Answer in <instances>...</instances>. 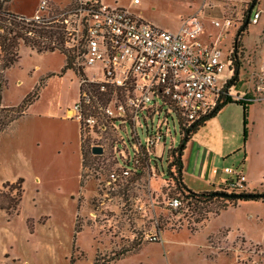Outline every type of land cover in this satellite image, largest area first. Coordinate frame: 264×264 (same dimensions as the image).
Here are the masks:
<instances>
[{
  "label": "rangeland",
  "instance_id": "rangeland-1",
  "mask_svg": "<svg viewBox=\"0 0 264 264\" xmlns=\"http://www.w3.org/2000/svg\"><path fill=\"white\" fill-rule=\"evenodd\" d=\"M46 1L47 11L40 15L52 18L74 5V0ZM101 1L136 13L140 9L144 18L170 31L193 16L200 4L206 24L220 16L222 6L219 0H138L141 2L138 8L134 7L133 0ZM40 2L10 0L5 8L23 18H31ZM237 30H231L233 40ZM0 35L6 34L1 32ZM26 36L37 38L32 33ZM16 42L15 61L7 65L3 75L5 87L1 89V105L11 107L0 112V181L15 179L11 183L15 185L21 178L23 191L18 213L7 216L0 212V239L12 245L11 252L20 259L17 264L23 261L29 264H106L113 254L133 244L142 247L112 264H221V260L218 262L209 256L205 248L208 240L205 233L199 231L205 220L212 217L210 213L218 211L219 204L185 206L180 210L167 205L176 194L171 176L165 174L167 151L172 144L176 147L180 142L175 118L174 125L168 119L171 137L166 138L164 147L161 144L155 149L152 158L155 163L149 165L153 168L136 167L139 174L132 171L116 185L106 187L105 184L108 172L117 168L113 151L105 147L102 155L94 156L88 148L81 190L78 123L61 118L77 101L78 78L72 70L61 73L64 59L59 51L48 52L41 48V52H37V47L32 48L20 38ZM40 42L47 43V40ZM226 47L229 49L230 43H226ZM238 85L232 89V95L245 91L241 83ZM35 87H38V98L10 122L17 115L16 107ZM250 105L252 110L257 108L258 113L264 108V103ZM257 105H261L260 108ZM227 106V117L239 128L243 140L242 107L235 102ZM247 125L248 121V129ZM130 131L127 126V136ZM136 133L143 141L140 128H136ZM121 134L126 137L124 132ZM2 184L0 190L6 192ZM12 194L15 195L16 190ZM76 216L78 232H75ZM153 233L157 235L155 242L147 237ZM4 263L12 264L11 261Z\"/></svg>",
  "mask_w": 264,
  "mask_h": 264
},
{
  "label": "built area",
  "instance_id": "built-area-1",
  "mask_svg": "<svg viewBox=\"0 0 264 264\" xmlns=\"http://www.w3.org/2000/svg\"><path fill=\"white\" fill-rule=\"evenodd\" d=\"M219 1L227 7L210 20L212 33L196 15L170 31L149 23L129 8L110 7L101 0H74L70 10L54 18L40 15L47 11V1L41 0L33 17H22L26 25L47 29L57 24L62 31L63 47L72 58L71 68L78 78V98L66 117L78 123L80 143L89 149L100 147L102 153L105 147L113 151L117 168L108 172L106 187L127 177L129 166H138L140 158L146 159L148 169L153 168L149 165L154 163L155 149L161 144L164 147L166 138L171 137L169 118L173 125L174 117L177 124L188 127L211 112L222 96H233L231 91L236 86H229V82L236 54L230 31L239 28L249 4L250 25L257 24L260 12L254 11L252 0ZM138 4L133 0V5ZM226 43H230L229 49ZM7 65L0 42V111L4 109L1 89ZM254 92L253 99L263 98L264 60ZM234 98L247 102L245 94H235ZM136 128L143 133V141ZM222 171L232 178L215 191L224 188L233 194L250 193L245 175L231 168ZM167 205L178 210L182 203L172 197ZM147 237L157 241L155 233ZM237 264H264V244L240 250Z\"/></svg>",
  "mask_w": 264,
  "mask_h": 264
},
{
  "label": "crops",
  "instance_id": "crops-1",
  "mask_svg": "<svg viewBox=\"0 0 264 264\" xmlns=\"http://www.w3.org/2000/svg\"><path fill=\"white\" fill-rule=\"evenodd\" d=\"M218 3L222 5L220 9L222 12L224 3L221 1ZM140 5L141 2L134 7L138 8ZM254 11L260 12L258 22L255 25H249L241 38L242 53L240 54L238 78L241 88L245 91L240 90L236 93L245 94L247 101V138L245 141L241 140L239 128H235L233 122L227 117L229 113L227 105L191 135L182 156V182L188 190L194 193L215 191V187L232 178L222 171L223 168L232 169L233 167L245 175L246 185L250 192L264 193V108H261L258 113L257 108L252 110L250 107L253 102L264 103V92L261 100L253 99L256 85L254 78L260 72V64L264 60V0L257 1ZM137 12L135 13L144 20L155 25L142 16V10L139 9ZM192 15L201 18L206 30L209 33L213 32L210 21L206 24V16L201 10V4ZM230 34H232L231 31ZM62 56L65 63V57ZM248 74L252 76L248 77ZM76 97L78 98V90ZM231 98L236 101L234 95ZM67 113L69 109L62 114L63 120L69 119L66 117ZM250 126L253 127L252 130ZM77 144L81 162L79 131L77 132ZM13 181L15 179L9 182ZM3 182L5 180H1L0 185ZM78 203L81 206V201ZM199 231L205 233L206 240H208L205 248L209 250V256L212 259L218 262L221 260V264H237L240 250H245L248 246L264 244V202L261 200L242 201L235 206H228L205 220ZM12 248V245L0 239V264H3V261H11L12 264L19 262L18 256L11 252ZM23 264H29V262L23 261Z\"/></svg>",
  "mask_w": 264,
  "mask_h": 264
},
{
  "label": "trees",
  "instance_id": "trees-1",
  "mask_svg": "<svg viewBox=\"0 0 264 264\" xmlns=\"http://www.w3.org/2000/svg\"><path fill=\"white\" fill-rule=\"evenodd\" d=\"M9 1L10 0H0V30H2V32H5L6 34L5 36L0 35V42L4 50L6 51V60L8 62V65L12 64L15 61V56H16L15 48L17 47L16 40L20 38L26 44H29L32 48L37 47L38 48L36 49L37 52H41V48L42 50L48 51V52H54L55 50L59 51L65 57V63L61 69V73H64L66 70H72L76 74L75 70L71 68L72 58L68 55V52L63 47L64 40H63V34H62V31L60 30V27L51 25L47 29H45V28L35 27L34 25L31 26L30 24L32 23H29L28 25L24 24V21H22L21 16L8 12L6 10L5 7ZM257 1L258 0H252L253 6L256 5ZM250 10H251V4H249L243 10V18L241 20V25L239 26L236 32L235 38H234L233 53L236 55H235L234 65H233V75L231 77V81L229 82V86L230 85L237 86L239 83L238 75H239V69H240V54L242 53L241 52V38L246 33L247 28L250 25L248 21V14L250 13ZM27 33H32L36 35L37 38L36 39L29 38L28 36H26ZM41 39H46L47 43L40 42ZM37 98H38V87H35V89L24 98L22 103L16 107L18 110L17 115L10 122L20 117L24 113V111L28 108V106L31 105ZM232 102H235L241 105L242 107V110H243V141H245L247 138V128H246L247 106H246V103L240 100L233 101L230 97L225 98L224 96H222L220 100L218 101V104L216 105V107L211 112L201 117L200 119L194 121L192 124H190V126L184 127L183 124H178L179 132H180V142L176 147L171 146L167 151L165 174L168 173V175L171 176V179L174 182V188H175L176 194H174L172 197H177L181 201L182 203L181 208L185 206L186 208H191V207H195L196 205H208V204L211 205L213 203H218L219 204L218 211L215 213H210V214L215 215L219 211L226 209L228 206H235L238 202L259 201V200L264 202V199H253V200L233 199V198H223V197L215 195V193L233 194V193H228V191L224 188H222V191L194 193L188 190L183 185V182H182V169H183L182 156H183V151L185 149L186 143L190 139L191 135L194 134L208 119L216 115L228 103H232ZM80 151H81L82 160H81V172H80V177H79V187L82 190L83 188L82 169L85 168V158L89 155V150L87 146L80 143ZM139 162L140 163L138 166H134V165L129 166L131 168V172L133 171L135 172V174H139L135 170L136 167H139L142 165L147 166L145 158L143 159L140 158ZM127 177H124V178H127ZM1 187L2 189H7V191L5 192L3 190H0V212H4L7 216L18 213L19 203H20L21 195L23 191L22 179L21 178L17 179V181L15 182V185L6 181L2 184ZM13 190H16L15 195L12 194ZM247 193H242V194H247ZM255 193H259V192H255ZM183 198L185 199V201L183 200ZM78 202H80V197L78 199ZM79 230H80V226L78 225L77 216H76L75 232H78ZM151 242H155V241H151ZM141 247L142 245L140 244H133L132 247L113 254L112 258L108 260L106 264H112L118 261L119 259H122L126 255L140 250ZM71 262H73L72 258H71ZM93 264H95V262Z\"/></svg>",
  "mask_w": 264,
  "mask_h": 264
},
{
  "label": "water",
  "instance_id": "water-1",
  "mask_svg": "<svg viewBox=\"0 0 264 264\" xmlns=\"http://www.w3.org/2000/svg\"><path fill=\"white\" fill-rule=\"evenodd\" d=\"M92 154L100 155L102 150L100 147H93L91 149ZM215 195L223 198H233V199H264V193H247V194H227V193H215Z\"/></svg>",
  "mask_w": 264,
  "mask_h": 264
}]
</instances>
